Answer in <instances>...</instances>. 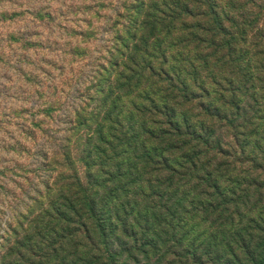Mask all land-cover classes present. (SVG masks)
Segmentation results:
<instances>
[{
  "label": "trees",
  "instance_id": "16d2710c",
  "mask_svg": "<svg viewBox=\"0 0 264 264\" xmlns=\"http://www.w3.org/2000/svg\"><path fill=\"white\" fill-rule=\"evenodd\" d=\"M128 10L133 43L102 98L122 77L158 79L168 93L150 106L152 127L131 115L119 119L118 136L109 133L106 108L105 117L81 122L88 130L82 161L91 173L85 187L79 182L80 203L71 204V247L49 242L33 250L18 242L29 254L20 250L0 264H264V123L250 132L249 119L244 126L221 115L246 111L240 81L260 85L264 107V40L251 45L264 0H133ZM209 64L225 74L206 80L211 74L201 72L215 71ZM214 85L234 91L228 102L211 99ZM196 105L198 113L187 115ZM216 119L235 130L233 144L209 138Z\"/></svg>",
  "mask_w": 264,
  "mask_h": 264
},
{
  "label": "rangeland",
  "instance_id": "374dc122",
  "mask_svg": "<svg viewBox=\"0 0 264 264\" xmlns=\"http://www.w3.org/2000/svg\"><path fill=\"white\" fill-rule=\"evenodd\" d=\"M132 1L0 0V263L18 259L20 250L29 254L22 247L34 250L49 242L71 247V204L80 203L84 192L79 182L84 186L91 173L82 161L88 130L81 122L100 112L105 117L106 108L109 133L118 136L119 119L131 115L152 127L150 106L168 93L158 79L146 75L134 83L122 77L110 99L109 94L102 98L113 77L125 69L127 57L122 56L126 44L133 43L125 29ZM263 35L264 21L251 45L263 43ZM196 52L202 53L199 48ZM193 53L182 55L189 59ZM117 61L118 67L113 65ZM207 67L215 71L201 72L200 67L204 77L211 74L206 80L220 73L217 64ZM245 82H237V95L246 111L221 115L244 126L249 119L252 132L264 123L259 120L264 117L262 90ZM233 93L214 85L211 99L220 105ZM198 111L197 105L186 108L187 115ZM221 123L212 122L209 138L233 144L235 130ZM112 141L117 144L118 139ZM259 160L264 165V155ZM59 212L64 214L50 219Z\"/></svg>",
  "mask_w": 264,
  "mask_h": 264
}]
</instances>
